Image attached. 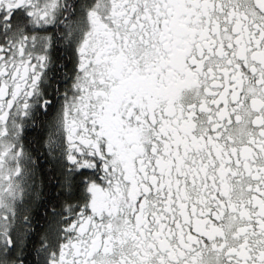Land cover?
Returning a JSON list of instances; mask_svg holds the SVG:
<instances>
[{
  "label": "snow or ice",
  "instance_id": "6c2138e0",
  "mask_svg": "<svg viewBox=\"0 0 264 264\" xmlns=\"http://www.w3.org/2000/svg\"><path fill=\"white\" fill-rule=\"evenodd\" d=\"M0 264H264V0H0Z\"/></svg>",
  "mask_w": 264,
  "mask_h": 264
}]
</instances>
